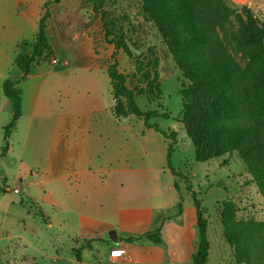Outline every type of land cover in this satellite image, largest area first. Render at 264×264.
<instances>
[{
	"label": "rangeland",
	"instance_id": "374dc122",
	"mask_svg": "<svg viewBox=\"0 0 264 264\" xmlns=\"http://www.w3.org/2000/svg\"><path fill=\"white\" fill-rule=\"evenodd\" d=\"M51 1L0 0V264H70L61 261L75 259L80 248L81 260L86 255L83 264H95L89 258L92 254L87 252L95 255L94 249H100L101 244L77 238L79 229L75 215L71 218L57 212L52 198L44 195V192L53 190L55 184L31 185L33 181L45 180L52 146L59 142V136H63L66 142L84 138L82 158L89 145L92 159L102 164L119 158L125 164L135 161L132 167L141 169L140 174L109 176L107 199L111 204L112 194L118 190V203L124 209L139 204L154 206L150 228L146 231H141L142 228L124 230L117 224L118 234L120 237L142 236L157 226L156 220L160 216H172V220L166 221L172 226L164 231L169 241L165 246L129 243L134 244L135 249L147 245L162 251L183 250L185 246L194 249L196 210L188 191L192 186L208 220L211 244L208 264H236L233 250L223 237L221 217L224 207L231 203L239 218L264 221V199L236 153L207 163L195 161L193 144L180 123L183 111L180 90L184 78L158 29L144 15L142 0L100 2L111 27L126 36L131 56L121 50L116 60L119 71L129 77L128 87L137 91L138 106L145 112H168L171 115L169 120L156 119L151 123L165 132L177 133L173 168L182 176L175 177L168 169V141L160 133L146 128L143 120L135 116L121 121L115 118L108 74L115 48L106 42L102 17L95 11L96 5L100 4L90 0H61L59 4L49 6L51 17L47 22V35L53 56L50 62L34 65L31 73L36 75L22 86L26 113L10 141L9 152L1 156L4 128L12 120V104L3 93V82L16 74L14 61L18 46L21 53L25 45L35 43L44 6ZM227 2L238 7L248 6L264 22V0H250L253 4ZM152 54L159 60L157 72L163 93L160 104L149 103L144 95L139 94V91L146 90V84L139 75L140 82L133 78L136 61L147 62ZM68 113L86 119L89 128L84 132L75 128L63 133L59 124ZM144 148L149 150L146 155ZM145 156L150 161L146 162ZM116 179L123 184V189ZM16 190L20 193H15ZM85 191L89 194L93 188L87 187ZM180 197L184 207L181 217L175 208ZM35 202L45 210L44 217L37 213L39 206ZM165 204L170 208L162 209ZM105 215L110 220L116 217L113 208L107 209ZM112 231L116 230L108 231L107 236ZM178 232L183 233L186 240L177 241L175 237L176 242H170L172 234ZM140 256L148 258L147 254ZM111 262V259L104 260L102 264H113ZM177 264H192V259Z\"/></svg>",
	"mask_w": 264,
	"mask_h": 264
},
{
	"label": "trees",
	"instance_id": "16d2710c",
	"mask_svg": "<svg viewBox=\"0 0 264 264\" xmlns=\"http://www.w3.org/2000/svg\"><path fill=\"white\" fill-rule=\"evenodd\" d=\"M90 1L100 4L96 5L95 11L102 17L106 42L115 48L113 62L108 68L115 118L121 121L135 116L143 120L146 128L160 133L168 141V169L175 177L182 176L173 168L177 133L165 132L151 123L156 119L169 120L171 115L140 109L136 101L137 91L128 87L129 77L119 71L116 60L121 50L131 56L126 36L111 27L100 0ZM60 2L53 0L45 4L35 43L25 45V50L17 56L15 65L22 77L7 79L3 83L4 95L12 104L13 114L11 122L4 128L1 156L8 153L11 134L22 116L23 98L19 85L27 80L34 65L50 62L53 56L47 35V22L51 17L49 6ZM142 2L144 15L158 29L184 78L180 90L183 102L180 123L193 144L195 161L207 163L236 153L264 199V22L248 6L238 7L227 0ZM158 66L159 60L153 54L147 62L136 61L133 78L146 84V90L139 91V94L144 95L149 103L163 101ZM175 188L179 191L177 182ZM188 191L192 194L197 218L192 264H208L211 248L208 220L192 186ZM175 208L181 217L184 212L182 197ZM37 213L44 217L40 207ZM168 220H172V216H160L153 230L142 236H124L121 241L163 247L162 228ZM221 224L223 237L233 250L236 264H264V221L241 219L234 205L228 203ZM109 244L110 250L119 246L113 242ZM79 250L76 259L81 262Z\"/></svg>",
	"mask_w": 264,
	"mask_h": 264
},
{
	"label": "crops",
	"instance_id": "0c3cea01",
	"mask_svg": "<svg viewBox=\"0 0 264 264\" xmlns=\"http://www.w3.org/2000/svg\"><path fill=\"white\" fill-rule=\"evenodd\" d=\"M234 1L238 4L250 2V0ZM18 55L19 46L15 61ZM15 67L17 68L16 65ZM15 72L16 74L8 79L19 80L22 77V72L18 68ZM32 73L29 75L27 80L36 75H33ZM27 80L19 85L21 90L22 86L25 82H27ZM22 98V116L18 121L16 129L11 134L10 141L13 140V138L15 137V133L18 131L21 121L24 117V113H26L25 95L23 94V91ZM36 105L39 106L38 101L36 102ZM60 125L63 133L72 131L75 128L81 129L84 132L85 129L89 128L87 126L86 119L78 117V115L75 113H68L64 115L60 120L59 126ZM83 141L84 138L81 137L80 141L71 142L69 139L68 142H66L63 136H59V142L54 144L55 146H52L51 158L49 160L48 167L45 172V180H43L42 182L33 181L31 185L40 186L42 184H55V188L53 190H48V192H44V195H48L52 198L53 206L57 209L56 211L59 213L68 214L69 217H71V215H75V219L77 220V225L79 229L77 238L83 240L95 239L99 240L96 243L101 244L100 249H94L95 255L91 252H87L89 254H92V256L89 257L92 262H94L95 264H102L104 260H110V255L108 256L110 251L109 243L113 242L110 238V235L107 236V232L110 230L117 231V245H119L117 248L125 249L128 254V257H126L125 260L122 259L113 264H177L181 261L189 262L192 259V255L194 254V249L191 250L189 247L187 248V246H185L183 250L177 249V251H162L161 249L150 245L142 246L135 249V247L133 246L134 244H129L125 243L124 241H121V238H123L124 236L120 237V235L118 234V228L120 227L124 230H132L133 228H142L141 231L148 230L151 225L152 215L155 210V207L148 204H139L136 205L134 208L124 209L123 207H121V204L118 203V190L116 191V193L113 192V202L109 204L107 194L108 188L110 186V180L108 178L109 176L118 177L120 175H124V173L140 174L141 169L137 167H132L135 165V161H131L130 164H125V162L119 158H115L113 160H110L106 164H102L101 162L92 159L89 145H87V148L84 149L86 154L84 155V158H82L81 151L83 150ZM144 150L145 155L149 153L148 148H144ZM145 158L146 162L150 161L149 157L145 156ZM117 182L118 185H120V187L123 189V184H120V181ZM87 187H92L93 192L89 194L86 193L85 190L87 189ZM38 206L45 213V210L42 208V206ZM109 208H113L114 213L116 214V217L112 220L108 219L105 215V211ZM169 208L170 205L165 204L162 209ZM117 224H120L119 227L116 226ZM169 226L172 225H169L166 222L162 228V237L166 244H168L167 242L169 241L165 237L164 231L170 229L171 227ZM175 237L177 241L181 240V242H184V240H186L184 234H180L178 232L177 235L176 233L172 234L170 242L172 241L173 243H175ZM113 249H111V251ZM139 252H141L140 255L147 254L148 258H143L142 256L138 255ZM85 256L86 255L82 257L83 259L81 262H78L76 258H69L65 261L62 260L61 262L67 261L70 264H83ZM167 259L170 260L169 263L166 262Z\"/></svg>",
	"mask_w": 264,
	"mask_h": 264
},
{
	"label": "built area",
	"instance_id": "2783aa9c",
	"mask_svg": "<svg viewBox=\"0 0 264 264\" xmlns=\"http://www.w3.org/2000/svg\"><path fill=\"white\" fill-rule=\"evenodd\" d=\"M15 193L19 194L20 191L16 190ZM128 257L127 251L123 248H116L110 252V259L113 263H116L122 259Z\"/></svg>",
	"mask_w": 264,
	"mask_h": 264
},
{
	"label": "water",
	"instance_id": "95a60500",
	"mask_svg": "<svg viewBox=\"0 0 264 264\" xmlns=\"http://www.w3.org/2000/svg\"><path fill=\"white\" fill-rule=\"evenodd\" d=\"M110 238L115 243V245L118 244V235H117V232L116 231H112L110 233Z\"/></svg>",
	"mask_w": 264,
	"mask_h": 264
}]
</instances>
